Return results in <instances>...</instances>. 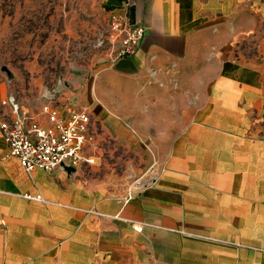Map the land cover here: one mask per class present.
I'll list each match as a JSON object with an SVG mask.
<instances>
[{
    "label": "crops",
    "instance_id": "obj_1",
    "mask_svg": "<svg viewBox=\"0 0 264 264\" xmlns=\"http://www.w3.org/2000/svg\"><path fill=\"white\" fill-rule=\"evenodd\" d=\"M101 3L146 31L107 69L101 125L167 161L113 196L89 165L30 177L0 130V264H264V24L248 0Z\"/></svg>",
    "mask_w": 264,
    "mask_h": 264
},
{
    "label": "rangeland",
    "instance_id": "obj_2",
    "mask_svg": "<svg viewBox=\"0 0 264 264\" xmlns=\"http://www.w3.org/2000/svg\"><path fill=\"white\" fill-rule=\"evenodd\" d=\"M248 1L264 24V0ZM111 20L101 0H0V114L9 111L3 102L12 97L36 116L50 102L91 109L100 152L86 174L106 183L109 194L122 196L135 177H146L154 167L161 173L167 141L151 152L113 139L101 125L97 110L108 98L100 85L120 60L110 41ZM253 130L264 138V112Z\"/></svg>",
    "mask_w": 264,
    "mask_h": 264
},
{
    "label": "built area",
    "instance_id": "obj_3",
    "mask_svg": "<svg viewBox=\"0 0 264 264\" xmlns=\"http://www.w3.org/2000/svg\"><path fill=\"white\" fill-rule=\"evenodd\" d=\"M110 41L117 58L136 55L145 40V28L131 24L124 15L113 16L109 24ZM9 107L0 123V130L10 155L19 160L25 172L38 170L52 173L59 169L77 170L82 165L92 166L98 159L100 147L96 135L95 117L88 107L70 102L61 108L54 102L45 104L38 116L26 111L15 98L4 101ZM45 203L42 195L25 196ZM142 232L143 225H133Z\"/></svg>",
    "mask_w": 264,
    "mask_h": 264
},
{
    "label": "bare ground",
    "instance_id": "obj_4",
    "mask_svg": "<svg viewBox=\"0 0 264 264\" xmlns=\"http://www.w3.org/2000/svg\"><path fill=\"white\" fill-rule=\"evenodd\" d=\"M144 184H145L144 181H140V182L137 183V185L140 186V187L143 186Z\"/></svg>",
    "mask_w": 264,
    "mask_h": 264
},
{
    "label": "water",
    "instance_id": "obj_5",
    "mask_svg": "<svg viewBox=\"0 0 264 264\" xmlns=\"http://www.w3.org/2000/svg\"><path fill=\"white\" fill-rule=\"evenodd\" d=\"M68 172H72L75 171L74 169H67Z\"/></svg>",
    "mask_w": 264,
    "mask_h": 264
}]
</instances>
